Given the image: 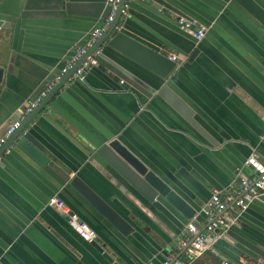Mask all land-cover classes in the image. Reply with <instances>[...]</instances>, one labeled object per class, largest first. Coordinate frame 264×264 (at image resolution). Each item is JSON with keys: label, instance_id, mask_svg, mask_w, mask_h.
<instances>
[{"label": "crops", "instance_id": "0c3cea01", "mask_svg": "<svg viewBox=\"0 0 264 264\" xmlns=\"http://www.w3.org/2000/svg\"><path fill=\"white\" fill-rule=\"evenodd\" d=\"M162 1L172 9L135 0L118 26L167 57L178 56L166 80L102 44L84 79L60 85L29 124L57 165L39 166L16 145L0 156V264H160L179 255L181 230L97 152L111 139L203 218L213 192L224 194L231 185L238 187L240 176L250 175L247 156L264 161V0ZM106 14V0H0V132ZM178 17L204 24L205 36L196 41L181 31ZM113 63L153 87L165 83L215 144ZM76 175L132 231L121 233L72 187ZM53 195L96 232L102 252L48 206ZM233 229L264 251V193ZM218 252L191 264H219L224 258L264 264Z\"/></svg>", "mask_w": 264, "mask_h": 264}, {"label": "water", "instance_id": "95a60500", "mask_svg": "<svg viewBox=\"0 0 264 264\" xmlns=\"http://www.w3.org/2000/svg\"><path fill=\"white\" fill-rule=\"evenodd\" d=\"M158 4L172 9L162 0H154ZM120 19L119 13L116 14L110 26L98 38L96 44L88 50L100 47L106 44L120 55L139 64L144 70H147L152 76L166 80L170 75L175 62L171 61L166 55L160 53L155 48L141 42L135 37L128 34L122 29H115ZM196 51L194 50L189 59H192ZM120 71H122L129 79L149 91L155 93L166 100L179 114H181L197 131L206 136L210 142L215 144L205 130L193 118V111L164 83L160 86L153 87L145 81L135 76L130 71L113 63ZM148 73V76L153 78ZM2 70L0 69V79ZM153 81V85L158 81ZM65 82V79L58 83L54 89L41 101V103L24 119L21 125L8 138L7 142L0 148V156L4 150L10 145H16L27 157L36 162L39 166H56L55 159L47 151L45 144L36 136L32 127L29 126L31 120L42 108L49 97L54 94L57 88ZM29 126V128H28ZM105 158V161L115 168L121 176H123L134 187L140 195H142L153 207L162 212L178 229L185 231L188 223H192L201 229V223L204 218L196 214V210L183 199L176 190H174L167 182H165L154 171L149 169L131 150L123 145L118 139H111L107 144L103 145L98 151ZM240 179L237 180L239 182ZM69 184L77 189L91 204L100 212V214L108 220L121 233L127 234L132 231V226L124 217L118 214L108 203L100 198L92 189L86 185L80 177L73 176L70 178ZM235 225L226 229H217L215 232L219 234L218 239L214 243V247L226 256L237 259L241 255H245L252 260L263 259L264 251L254 242L245 238L233 228ZM98 251L102 252L96 240L91 242ZM108 260L111 258L108 254H104ZM223 260L226 261L224 258Z\"/></svg>", "mask_w": 264, "mask_h": 264}, {"label": "built area", "instance_id": "2783aa9c", "mask_svg": "<svg viewBox=\"0 0 264 264\" xmlns=\"http://www.w3.org/2000/svg\"><path fill=\"white\" fill-rule=\"evenodd\" d=\"M135 0H106L107 14L99 25L94 26L89 32L84 44L77 46L70 54L64 58L62 65L52 73V77L44 82L38 92L23 103L17 117L10 122L0 132V148L7 142L8 138L21 125L24 119L41 103V101L54 89V87L65 79L70 83L75 80H83L86 71L97 64L101 55V48L98 47L90 53L98 38L110 26L117 13L120 18L127 17ZM177 27L190 34L196 41H200L206 34L207 27L194 19L185 17L177 18ZM3 21L0 20V28ZM119 29V26H115ZM168 58L176 61L178 56L169 55ZM13 145L8 146L3 153L9 154ZM1 163V161H0ZM251 173L240 176L238 187L232 185L224 194L215 191L204 205V222L197 228L192 223H188L185 231H181V237L177 241L175 254L166 256L160 264H191L205 253L218 256L219 252L214 247V243L219 237L215 231L226 229L237 223L241 213L244 212L250 202L258 199L264 193V161L259 160L254 153L246 157L244 161ZM48 206L57 210L66 217L68 226L83 240L91 243L96 240V232L70 209L64 200L53 195L48 200ZM219 264H231L227 260H221ZM255 264H261L257 261Z\"/></svg>", "mask_w": 264, "mask_h": 264}]
</instances>
